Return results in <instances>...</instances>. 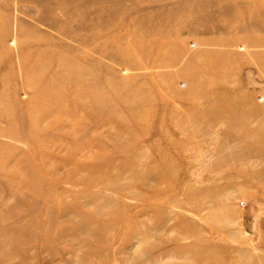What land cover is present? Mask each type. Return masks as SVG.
<instances>
[{
    "label": "rangeland",
    "instance_id": "obj_1",
    "mask_svg": "<svg viewBox=\"0 0 264 264\" xmlns=\"http://www.w3.org/2000/svg\"><path fill=\"white\" fill-rule=\"evenodd\" d=\"M0 264H264V0H0Z\"/></svg>",
    "mask_w": 264,
    "mask_h": 264
}]
</instances>
